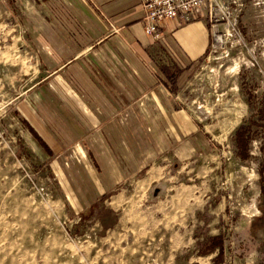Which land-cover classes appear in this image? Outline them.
Returning a JSON list of instances; mask_svg holds the SVG:
<instances>
[{
    "label": "crops",
    "instance_id": "1",
    "mask_svg": "<svg viewBox=\"0 0 264 264\" xmlns=\"http://www.w3.org/2000/svg\"><path fill=\"white\" fill-rule=\"evenodd\" d=\"M16 1L18 49L40 75L23 102L29 149L77 216L106 203L127 248H159L160 264H180L174 252L195 248L197 211L214 198L216 149L196 121L206 115L182 94L210 51L205 12L162 21L153 40L140 0Z\"/></svg>",
    "mask_w": 264,
    "mask_h": 264
},
{
    "label": "rangeland",
    "instance_id": "2",
    "mask_svg": "<svg viewBox=\"0 0 264 264\" xmlns=\"http://www.w3.org/2000/svg\"><path fill=\"white\" fill-rule=\"evenodd\" d=\"M2 1L0 264H160L159 248L126 247L129 232L114 229L116 216L106 203L94 218L77 216L56 173L29 149L23 102L40 75L27 71L32 58L18 49L25 47L21 30H13L21 7ZM226 5L233 26L218 27L221 42L211 37L209 53L183 84V96L205 113L196 121L216 150L210 152L212 210L197 211L188 235L195 248L174 252L180 264L188 258L192 264H264V0Z\"/></svg>",
    "mask_w": 264,
    "mask_h": 264
},
{
    "label": "built area",
    "instance_id": "3",
    "mask_svg": "<svg viewBox=\"0 0 264 264\" xmlns=\"http://www.w3.org/2000/svg\"><path fill=\"white\" fill-rule=\"evenodd\" d=\"M140 3L144 13L145 33L153 40L160 38L159 23L162 21L179 19L182 23H188L197 12H205L215 44L223 38V32L218 27L226 25L229 30L233 26L232 12L227 7L226 0H140ZM211 47L214 50L213 44Z\"/></svg>",
    "mask_w": 264,
    "mask_h": 264
},
{
    "label": "trees",
    "instance_id": "4",
    "mask_svg": "<svg viewBox=\"0 0 264 264\" xmlns=\"http://www.w3.org/2000/svg\"><path fill=\"white\" fill-rule=\"evenodd\" d=\"M240 129H241V128L237 129L236 131H237V132H239V131H240ZM237 135H238V136H239V138H240V135H241V134L239 135V133H237ZM211 250H212V248H211V249H207L205 253H208V252H210Z\"/></svg>",
    "mask_w": 264,
    "mask_h": 264
},
{
    "label": "water",
    "instance_id": "5",
    "mask_svg": "<svg viewBox=\"0 0 264 264\" xmlns=\"http://www.w3.org/2000/svg\"><path fill=\"white\" fill-rule=\"evenodd\" d=\"M7 23H13L14 22V19L13 18H10V19H8L7 21H6Z\"/></svg>",
    "mask_w": 264,
    "mask_h": 264
}]
</instances>
